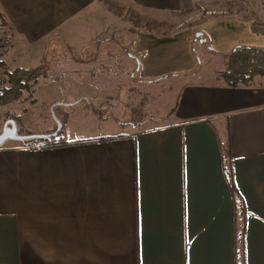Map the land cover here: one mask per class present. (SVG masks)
Masks as SVG:
<instances>
[{
  "label": "crops",
  "instance_id": "0c3cea01",
  "mask_svg": "<svg viewBox=\"0 0 264 264\" xmlns=\"http://www.w3.org/2000/svg\"><path fill=\"white\" fill-rule=\"evenodd\" d=\"M112 1L166 12L190 3ZM108 7L105 0H0L8 23L6 32L0 28L2 40L10 38L8 68H28L13 66L16 57L51 46L76 54L72 70L94 74L90 84L129 88L128 80L122 85L115 77L121 72L134 78L135 66L118 55L117 45L95 43L113 16ZM197 27L217 52L238 44L264 47V23L255 17L218 11ZM195 29L165 40L141 29L130 44L128 62L138 60L144 77L183 76L186 60V72L196 70L197 80L182 85L168 120L129 123L114 116L118 108L132 113L127 94L125 100L118 94L108 96L114 103L96 98L92 106L66 108L94 115V131L52 144L0 147V264H264V78L237 88L203 80L192 50ZM105 51L112 64L105 59L97 65ZM106 110L112 112L107 117ZM52 114L60 123V115ZM57 123L20 127L32 138L53 137L63 126ZM229 142L239 194L225 174ZM243 228L244 244L237 238Z\"/></svg>",
  "mask_w": 264,
  "mask_h": 264
},
{
  "label": "rangeland",
  "instance_id": "374dc122",
  "mask_svg": "<svg viewBox=\"0 0 264 264\" xmlns=\"http://www.w3.org/2000/svg\"><path fill=\"white\" fill-rule=\"evenodd\" d=\"M105 2L110 5L111 10L109 7L108 10L113 16L109 15V20L105 27L107 30L96 37L99 39L95 43L103 45L107 49L117 45L118 55L123 57L132 68L135 66L136 71L132 69V73H135L134 78L128 77L121 72H119V77H115L120 78L122 85L127 83L125 80H128L130 84L129 88L121 89L116 83L112 82L107 84L111 85L109 89L98 88L96 84H90L89 81L94 74L72 70L73 67L77 66H72L74 64V55L76 54L71 51H64L49 46L47 49L34 51L21 58L17 56L15 62H13V66L22 65L32 68L42 65L43 70L32 81V84L30 82V89L23 92L24 94L21 99L0 104V134L6 127H11V123L14 122L18 129V134L27 136L24 139H7L2 146L24 144V140L29 142L32 136L27 134L31 132H26L20 126L25 124L37 128L52 126V123H57L53 119L52 112L54 111L55 114L60 115V123H63V129L58 132V135L54 136L55 139L60 141L64 139L63 136L73 137L77 133L94 131L99 127V122L94 115H90L89 117L75 115L72 113V110L66 108L81 105L85 107H88V105L92 106L96 98H98L97 101L111 100L114 103V99L118 97V94H122V100H125L127 94L130 100L127 108L132 113L131 116H128L129 113L124 114L121 108H118L119 110H115L113 113L114 116L121 117L129 123L139 121H147L151 124L162 123V121H166L172 116L174 112L173 108L179 101L182 85L185 82H195L197 79L195 80L194 78H198L197 72L196 70L192 74L186 72L191 65V61L186 60L182 66V69H184L183 76H168V74H164L156 77H144L141 70H137L139 67L138 60L130 59L131 61L128 62L133 52L132 49H134L130 44L136 35L135 33L143 29L154 32L162 40H165L172 37V34L177 35L186 30L194 31L196 26L200 25L206 16L216 14L218 11L222 14L228 13L243 18L255 17L257 22L264 23V0H190L189 5L178 12L137 9L128 7L126 4L115 3L112 0H105ZM183 2L185 5L188 0H183ZM197 28L198 30L195 29L194 35L192 32V50L194 48L195 56L198 55L202 60L200 68H198L200 76L205 81H216L218 69L225 64L224 58L219 53L228 52V50L223 52L212 50V46L209 44V36L201 34L197 36V33L201 32L200 28ZM4 37L5 34L0 31V39H4ZM108 37L112 39H106ZM114 37H119L120 39ZM167 43L170 46H174L172 39ZM120 46L123 48H119ZM97 59V65H105V59L109 60V63L112 64L107 51L102 52L100 58ZM90 61L95 62L96 58L94 60H86L83 63H90ZM175 73L177 72L173 74ZM141 79L143 81H140ZM115 82H117L116 79ZM84 95H90L92 102L91 100L90 102H83L77 97ZM65 111L68 112L67 115L64 113ZM169 112L172 113L166 117ZM111 113L106 110L103 115L107 117ZM112 117L110 116V118ZM60 123L58 122L56 127H59ZM26 144L33 145L31 143Z\"/></svg>",
  "mask_w": 264,
  "mask_h": 264
},
{
  "label": "trees",
  "instance_id": "16d2710c",
  "mask_svg": "<svg viewBox=\"0 0 264 264\" xmlns=\"http://www.w3.org/2000/svg\"><path fill=\"white\" fill-rule=\"evenodd\" d=\"M0 28L4 29V31L8 28L7 20L1 14ZM200 33L202 35V32ZM8 55L9 45L4 40L0 39V72H4L7 78V83L0 87V97H2L0 98V104L21 99L24 94L23 92L30 89V82L32 84V81H34L43 70L42 65L32 68L15 67L9 69L7 66ZM219 55L224 58L225 64L218 69L216 81H222L230 87L237 88L254 86L256 84V78H264V47L239 44L228 52L219 53ZM201 61L200 58V62ZM62 129L63 127L61 130ZM58 141L59 140L55 139L54 136L49 137L42 134L35 138H31L29 142L25 140L24 143L38 145L47 144L49 142L52 144ZM225 174L232 193L239 194L235 184L230 142L226 144ZM240 209V215L243 221H245L247 212L243 200L240 201ZM237 238L239 240L238 242L244 244V228L239 230Z\"/></svg>",
  "mask_w": 264,
  "mask_h": 264
},
{
  "label": "water",
  "instance_id": "95a60500",
  "mask_svg": "<svg viewBox=\"0 0 264 264\" xmlns=\"http://www.w3.org/2000/svg\"><path fill=\"white\" fill-rule=\"evenodd\" d=\"M200 32L197 33V36H200ZM27 136H21L18 134V129L16 127V124L14 122L11 123V127H6L3 132L0 134V146L3 145V143L10 138H21L24 139Z\"/></svg>",
  "mask_w": 264,
  "mask_h": 264
},
{
  "label": "built area",
  "instance_id": "2783aa9c",
  "mask_svg": "<svg viewBox=\"0 0 264 264\" xmlns=\"http://www.w3.org/2000/svg\"><path fill=\"white\" fill-rule=\"evenodd\" d=\"M10 40L9 37L5 39V42H8ZM7 83V78L4 72H0V87L4 86Z\"/></svg>",
  "mask_w": 264,
  "mask_h": 264
}]
</instances>
